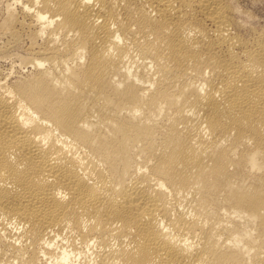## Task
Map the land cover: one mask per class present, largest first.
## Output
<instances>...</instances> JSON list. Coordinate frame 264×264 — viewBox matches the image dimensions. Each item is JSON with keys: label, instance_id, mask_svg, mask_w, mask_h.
I'll return each mask as SVG.
<instances>
[{"label": "bare ground", "instance_id": "obj_1", "mask_svg": "<svg viewBox=\"0 0 264 264\" xmlns=\"http://www.w3.org/2000/svg\"><path fill=\"white\" fill-rule=\"evenodd\" d=\"M233 6L8 5L0 264H264V31Z\"/></svg>", "mask_w": 264, "mask_h": 264}, {"label": "rangeland", "instance_id": "obj_2", "mask_svg": "<svg viewBox=\"0 0 264 264\" xmlns=\"http://www.w3.org/2000/svg\"><path fill=\"white\" fill-rule=\"evenodd\" d=\"M14 1L15 0H0V24L3 22V20L5 19V16L7 15L6 12H7L8 5L14 3ZM229 2H231V4L235 6V7L234 6L233 7L237 9V10L235 9L236 12H234V16H236L235 19L242 25L240 31L243 34H248L250 31L251 34L249 33V35H252L255 32L264 31V0H231V1L229 0ZM13 7H15V8H13ZM12 8L14 9L15 12H17V15L18 14H19V16L23 15V14H21L22 12L20 11V7H19L18 3L13 4ZM247 29H249V30H247ZM254 29H256V30H254ZM257 29H258V31H257ZM25 32L27 33L26 29H24L23 35H22V37H24V38L21 39V42H17L18 44L15 42H12V41H8L10 39L6 35H4L0 32V34H1L0 35V56H1L0 57V73L1 72L7 73V72L13 71L12 73L17 75V76L18 75L26 76L32 71L31 67L25 65L23 61L21 62L23 55L26 54L25 53L26 47L28 46L29 41H30V38L28 37V35ZM244 32H246V33H244ZM25 35H27L29 40ZM2 42H5V44ZM7 49H9V50L6 51ZM21 49H22V51H21ZM5 54H7L8 56ZM6 56H7V59H6ZM10 226L13 227V224Z\"/></svg>", "mask_w": 264, "mask_h": 264}]
</instances>
